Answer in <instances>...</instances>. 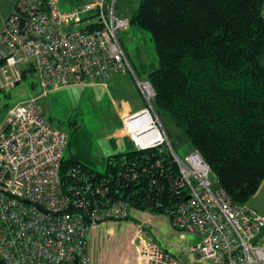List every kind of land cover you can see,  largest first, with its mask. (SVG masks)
I'll use <instances>...</instances> for the list:
<instances>
[{"label": "built area", "instance_id": "2783aa9c", "mask_svg": "<svg viewBox=\"0 0 264 264\" xmlns=\"http://www.w3.org/2000/svg\"><path fill=\"white\" fill-rule=\"evenodd\" d=\"M117 1L83 0L62 9L57 0H16L0 28V91L20 83L23 71L41 88L0 120V264H88L89 232L130 217L132 202L113 188L111 176L95 180L78 166L68 170L72 182L61 180L68 132L44 118L39 102L60 88L105 85L125 73L144 106L121 118V133L132 151L169 152L179 172L177 198L154 207L181 237L197 239L184 263L145 238L139 224L131 241L137 264H264V215L213 188L215 175L197 150L177 155L154 106L153 86L136 75L122 46L130 18L116 14ZM126 163L118 174L125 178Z\"/></svg>", "mask_w": 264, "mask_h": 264}, {"label": "trees", "instance_id": "16d2710c", "mask_svg": "<svg viewBox=\"0 0 264 264\" xmlns=\"http://www.w3.org/2000/svg\"><path fill=\"white\" fill-rule=\"evenodd\" d=\"M263 2L140 0L130 16V25L147 31L154 45L157 67L145 78L155 91L156 110L182 128L192 149L210 166L217 186L240 204L264 181ZM69 126L68 155L59 170L63 182H72L68 170L79 166L95 180L111 176L113 188L129 196L138 210L163 214L154 206L177 198L179 172L169 152L111 154L100 174L86 162L91 151L86 131L77 123ZM126 161L127 178L118 175Z\"/></svg>", "mask_w": 264, "mask_h": 264}, {"label": "rangeland", "instance_id": "374dc122", "mask_svg": "<svg viewBox=\"0 0 264 264\" xmlns=\"http://www.w3.org/2000/svg\"><path fill=\"white\" fill-rule=\"evenodd\" d=\"M16 0H0V28L4 23L9 12H12L13 4ZM83 0H57V3L62 8H68L80 4ZM133 0H118L116 6V14L119 15V7L129 9V7L136 4ZM136 10V9H135ZM264 17V2L261 10ZM133 29H138L137 34L134 35V41L130 45L125 46V52L133 67L136 75L140 79H144L147 72L157 67V56L154 50L153 42L150 34L147 31L132 26ZM131 29V28H130ZM132 36V35H128ZM123 81V84L115 85L111 91L104 87L95 86H67L60 88L57 91L51 92L47 97H43L39 102L44 107V118L55 126H59L65 131L70 130L69 124L77 123V126L86 131L87 141L91 144V151L88 157V165L93 170L100 174H104L107 169V159L111 154L124 153L133 149L132 145L127 139L113 138L109 141L104 137V134L109 131H115L119 125L118 114L114 101H120L119 96L125 94L124 98L130 103L134 109H138L142 102L129 76H118L114 79ZM122 89V90H121ZM121 91L122 93H119ZM41 92L37 78L33 74H27L23 80L13 88L0 93V120L5 116L7 109L20 101L26 100L31 96H36ZM158 116L167 131L169 140L173 145L177 155L184 157L186 154L192 152V147L188 142L182 128L174 124L171 117L163 111H158ZM68 155L65 150L64 156ZM210 181L212 187H217L216 177L211 175ZM264 190V189H263ZM263 190L252 196L249 200L256 206L259 211L264 214V192ZM248 203V202H247ZM247 207H249L246 204ZM250 208V207H249ZM135 208L129 210V218L125 220L109 221L100 225L89 234L88 253L90 257L89 264H98L99 257L104 253L107 256L103 257L105 264H117L122 260L124 253L134 249L130 246L126 236L133 232V228L129 223L134 224L133 216H136ZM148 216L157 215V218H164L163 225L166 229L155 235V240L165 245H170L171 251L180 254L189 260L188 247L195 243L192 235L185 234L181 237L179 232L172 226L171 222L168 225L165 214L145 211ZM155 223V221H154ZM157 224V223H155ZM143 226V224L141 223ZM153 226V225H152ZM150 227L147 226L145 232H148ZM135 231V230H134ZM147 233L144 237L147 238ZM134 237V236H133ZM133 239V238H132ZM131 239V240H132ZM160 243V244H161ZM102 251V253H99ZM170 251V252H171ZM178 256V255H177ZM187 259V260H186Z\"/></svg>", "mask_w": 264, "mask_h": 264}, {"label": "crops", "instance_id": "0c3cea01", "mask_svg": "<svg viewBox=\"0 0 264 264\" xmlns=\"http://www.w3.org/2000/svg\"><path fill=\"white\" fill-rule=\"evenodd\" d=\"M134 1V3H137L136 1H138V3L140 2V0H133ZM13 6H14V4H13ZM62 8V7H61ZM62 9H66V8H62ZM135 9H136V4H134V6H131V7H129V9H124L122 6L121 7H119V15L120 16H124V17H129L130 18V16L133 14V12L135 11ZM12 10H13V8H12ZM11 10V11H12ZM11 12H9V14H10ZM8 14V15H9ZM7 15V16H8ZM131 28V29H130ZM130 28L127 30V31H124V32H122L120 35H121V43H122V46L124 47V49H125V46L127 45V44H129L130 45V43H131V41H134V39H133V37H134V35L135 34H137V32L138 31H136V30H138V29H133L132 28V26L130 25ZM128 35H132L131 37L130 36H128ZM151 38V37H150ZM135 42V41H134ZM125 45V46H124ZM129 76L130 78H131V81H132V83H133V85H134V87H135V89H136V91H137V93H138V95H139V97H140V100H141V102H142V105L138 108V109H134L135 107H133L130 103H128L127 102V100L124 98V96H125V94L123 93V94H121V95H118L119 96V102L118 101H114V104H115V107H116V110H117V114H118V120H119V125H117V127H116V130L115 131H109V132H107V133H105L104 134V137L106 138V139H108L109 141H112L113 140V138H117V137H119V138H124V139H127V138H125L123 135H122V133H121V118L124 116V115H129V114H132V113H135V112H137V111H139L143 106H144V101H143V98H142V96H141V93L139 92V90H138V88H137V86H136V84H135V81H134V79H133V77H132V75L131 74H129V73H125V74H120V75H117V76H115V77H113L111 80H109L105 85L104 84H100V83H96V84H86V85H70V86H95V85H99V86H102V87H104L106 90H108V91H111V88L113 87V86H115V85H122L123 84V81H121V80H114L116 77H118V76ZM114 88V87H113ZM122 90V89H121ZM119 93H122L121 91H119ZM264 189V181L262 182V184H261V186H260V188H259V193L262 191ZM258 191L256 192V194L254 195V196H256L257 195V193H258ZM263 192H264V190H263ZM264 194V193H263ZM252 199V198H251ZM250 199V200H251ZM249 202L250 201H248V203H246L251 209H253V210H255L256 212H258V213H260V214H262L260 211H259V209L255 206L254 207V205H249ZM250 204H252L251 202H250ZM145 211L146 210H138V209H136L135 210V214H136V216H133V218L131 217V219H133V221H134V224H131V223H129V225H130V227L131 228H133L135 231H136V227L139 225V224H143V235H144V233H147L146 235L148 236V237H150V238H153V239H156L155 238V235L157 234V233H161V231H163L164 232V230L166 229L164 226H162L163 225V221H164V218H157V215H151V216H148V215H146L145 214ZM262 215H264V214H262ZM166 220H167V223H168V225H170V219H169V217H166ZM154 221H155V223H157V224H155L154 223ZM111 222V221H110ZM108 223V222H107ZM153 225V226H152ZM147 226L148 227H150L149 229H148V232H145L146 231V229H147ZM133 230V232L132 233H129L127 236H126V239L128 240V243H129V245L130 246H133V244H132V238H133V236H134V233H135V231ZM94 232V233H96V232H98V231H96L95 229H93V230H91L90 232H89V234L91 233V232ZM89 234H88V243H87V253H88V246H89ZM194 239H195V237L194 236H192ZM159 243H161V242H159ZM161 245H162V247L163 248H165L166 250H168V251H171L170 249H171V247H170V245L168 246V245H165V244H162L161 243ZM172 252V251H171ZM99 253H102V251H100ZM180 261H182V262H184V263H187L186 261H185V258L184 257H182V256H180V254L179 253H177V255L175 254V252H172ZM88 256H89V253H88ZM104 256H107V254H102L100 257H99V263L98 264H105V263H103V257ZM136 251H135V247H134V249H131L130 251H127V252H125L124 253V256H123V258H122V260L121 261H119L117 264H137V262H136ZM187 260V259H186ZM89 263H90V257H89ZM88 263V264H89Z\"/></svg>", "mask_w": 264, "mask_h": 264}]
</instances>
